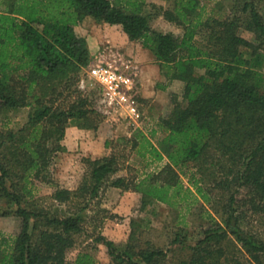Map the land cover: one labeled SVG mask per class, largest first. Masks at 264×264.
Returning a JSON list of instances; mask_svg holds the SVG:
<instances>
[{
	"label": "trees",
	"instance_id": "trees-1",
	"mask_svg": "<svg viewBox=\"0 0 264 264\" xmlns=\"http://www.w3.org/2000/svg\"><path fill=\"white\" fill-rule=\"evenodd\" d=\"M165 1L168 7L153 5L155 12L147 0L3 3L0 115L21 108L29 114L19 129H0V202L5 204L0 214L20 220L18 234L0 238V264H99L89 251L67 260L83 218L50 215L35 206L34 189L41 184L52 188L53 202L79 211L108 188L136 193L134 210L140 213L156 204L189 211L201 199L222 222L204 227L188 245L183 217L172 240L189 248L179 264H240L229 256L233 238L252 263L264 264V241L240 226L247 211L264 216V17L257 5L264 0H233L224 19L205 16L201 0ZM157 16L182 34L154 29ZM86 18L121 26L130 41L153 54L170 81L182 84V95L170 100L158 130L117 136L106 141L102 157L85 158L78 186L68 189L50 170L54 155L64 150L65 130L71 124L97 129L103 118L77 88L92 61L87 40L75 30ZM241 29L251 32L253 41L241 36ZM158 131L163 136L154 142ZM132 155L145 161L139 176L122 174ZM152 165L155 169L147 171ZM182 168L196 170L189 176L191 188L183 184ZM145 221L131 220L122 246L95 238L106 246L108 264H166L168 252L144 237Z\"/></svg>",
	"mask_w": 264,
	"mask_h": 264
},
{
	"label": "rangeland",
	"instance_id": "rangeland-1",
	"mask_svg": "<svg viewBox=\"0 0 264 264\" xmlns=\"http://www.w3.org/2000/svg\"><path fill=\"white\" fill-rule=\"evenodd\" d=\"M4 2L5 0H0V11L5 8ZM147 4L148 10L152 12H155L153 5L162 6L163 8L168 7V3L165 0H147ZM232 4L233 0H201L205 16H214L220 19H224L229 15ZM257 5L264 17V1H258ZM91 20L81 24V27L78 28L80 34L87 35L91 38L100 36H103V38H105V36H107V38L115 36L118 40L121 38L122 34L119 29H111L108 26H104L102 23H97L93 19ZM152 27L165 33L172 32L176 35L182 34V30L179 27L167 22L162 16L154 18ZM240 35L249 41H253L254 39V35L244 29L240 30ZM135 44L136 46L141 45L140 42H136ZM162 74L164 80L169 85V93L166 95L168 101L167 105L160 110L154 109L152 111L147 109L148 111L146 110L145 115H143V120L138 125H128L130 128V135L136 130H143L146 134L158 130V121L160 118L167 116L172 108L170 100L173 96H177L179 99L181 98L182 84L177 81H170L164 73ZM89 86V91L83 93L89 98L92 107L104 116L102 111L99 110V91L95 86L91 84ZM28 114V108L3 112L0 115V129H19L26 123ZM162 136V133L158 131L153 139L154 142H157ZM113 139H115V136ZM84 159L85 157H83L82 160V156L79 154L78 156H71L70 154H65L64 151L56 153L50 167L53 180L60 187L75 189L86 170L85 164H82ZM127 164L131 167L127 168L126 166L122 174L139 176L145 170V161L140 157L134 155L130 156ZM154 169L155 165H152L146 170L153 171ZM180 171L182 173L184 186L191 188L189 176L190 173L196 170L192 168H182ZM183 173H187V175H183ZM197 178H200V175L197 174ZM51 192L52 188L49 185H37L34 189L35 206H40L50 215L60 217L78 215L83 218V231L76 235V245L67 253V260L70 262L76 258L79 252L89 251L95 256L99 264H108L109 256L107 248L104 244L95 242V238L97 236H103L117 246H122L127 242L131 232V220L134 219L139 222L145 219V222L148 223V229L144 237L150 240L154 245L168 252L166 264H179L181 260L188 256L189 248H185L181 244H173L172 240L174 239V232L177 230V226H183V224L180 223L183 217L187 223L184 234H186V243L188 245H192L196 242L204 227H208L213 222H222L219 215L215 213L211 206L203 205L201 199H199L189 211H186L184 207L173 209L165 204H156L150 206L146 212L140 213L134 210L138 199L136 193L130 191L125 193L126 191L120 192L119 190L108 188L101 193L99 199L88 205L85 210L79 211V208L73 205H60L53 202L50 198ZM239 193V198H241L244 192L240 190ZM4 205L3 202H0V207ZM208 214L212 216V221L208 217ZM240 226L244 231L264 241L263 215L247 211L240 222ZM19 231L20 220L18 218L12 215L3 216L0 214V238H12L18 234ZM232 240L233 243H235V247L229 251L232 262L237 260L240 264H254L249 260L248 255L242 250L241 246L236 243L234 238Z\"/></svg>",
	"mask_w": 264,
	"mask_h": 264
},
{
	"label": "crops",
	"instance_id": "crops-1",
	"mask_svg": "<svg viewBox=\"0 0 264 264\" xmlns=\"http://www.w3.org/2000/svg\"><path fill=\"white\" fill-rule=\"evenodd\" d=\"M90 20L91 18H86L75 26V30L78 32L81 24ZM102 24L111 29H119L122 36L119 40L115 36L91 38L78 32L87 40L92 57L91 63L100 58L117 60L120 65L131 61L138 74L136 98L143 115L147 109L152 111L163 109L168 103L166 95L169 93V85L164 80L160 66L153 54L141 45L136 46V42L130 41L127 35L123 33L121 26ZM126 116L125 110H121L119 113L104 114L97 129H83L74 124L69 125L61 142L64 153L71 156H78L79 154L82 156V160L83 157L91 159L102 157L105 154L106 141L112 140L114 136L130 135L129 122ZM82 164L84 165V162ZM113 189L123 192L118 188Z\"/></svg>",
	"mask_w": 264,
	"mask_h": 264
},
{
	"label": "built area",
	"instance_id": "built-area-1",
	"mask_svg": "<svg viewBox=\"0 0 264 264\" xmlns=\"http://www.w3.org/2000/svg\"><path fill=\"white\" fill-rule=\"evenodd\" d=\"M138 74L131 61L120 65L117 60L96 59L83 69L78 89L89 91V85L99 91V110L112 114L125 110L130 125H138L143 113L137 101Z\"/></svg>",
	"mask_w": 264,
	"mask_h": 264
}]
</instances>
